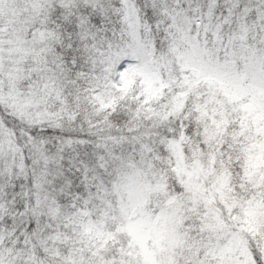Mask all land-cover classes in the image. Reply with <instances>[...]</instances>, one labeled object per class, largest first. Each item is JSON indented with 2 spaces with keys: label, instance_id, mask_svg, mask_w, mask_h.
Returning <instances> with one entry per match:
<instances>
[{
  "label": "snow or ice",
  "instance_id": "6c2138e0",
  "mask_svg": "<svg viewBox=\"0 0 264 264\" xmlns=\"http://www.w3.org/2000/svg\"><path fill=\"white\" fill-rule=\"evenodd\" d=\"M0 264H264V0H0Z\"/></svg>",
  "mask_w": 264,
  "mask_h": 264
}]
</instances>
